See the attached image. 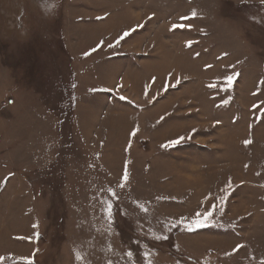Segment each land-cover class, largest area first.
Instances as JSON below:
<instances>
[{
    "label": "rangeland",
    "instance_id": "rangeland-1",
    "mask_svg": "<svg viewBox=\"0 0 264 264\" xmlns=\"http://www.w3.org/2000/svg\"><path fill=\"white\" fill-rule=\"evenodd\" d=\"M0 181V264H264V0H0Z\"/></svg>",
    "mask_w": 264,
    "mask_h": 264
},
{
    "label": "snow or ice",
    "instance_id": "snow-or-ice-1",
    "mask_svg": "<svg viewBox=\"0 0 264 264\" xmlns=\"http://www.w3.org/2000/svg\"><path fill=\"white\" fill-rule=\"evenodd\" d=\"M196 15H197V13L195 12V11H193L192 13H191V17H196ZM190 17H181V20H186V19H189ZM177 27H185V25L184 24H179V25H173V28H177ZM188 27H191V25H188ZM129 35V33L128 32H125L124 34H123V36L120 38V39H123L124 37H126V36H128ZM117 43H119V40L117 41ZM187 43V46L188 47H191L192 46V41H188V42H186ZM109 47H112V45H108ZM92 51H96V49L94 48V49H92ZM89 53H86L85 55H88ZM233 77L232 76H229L228 78H227V80H228V83L229 84H231L232 82H233ZM137 131H138V128H137ZM136 134V132L134 131L133 133H132V135L134 136ZM176 142H178V141H172L171 143H176ZM244 143H245V145H248V144H250V143H252V141L251 140H245L244 141ZM129 179V173L127 172V170H125V172H124V175H123V180L124 181H127ZM7 181H0V183H6ZM121 186H123V185H121ZM113 195H115V192L113 191ZM111 208H112V205L111 204H109V217L111 218ZM207 215L208 216H211L212 215V213L211 212H209V213H207ZM197 224H200V221L198 220L197 221ZM163 239H166L167 237H162ZM238 247H243V245H241V246H238ZM236 250H238V248L236 249ZM129 254H131V253H129ZM149 264H151V262H149Z\"/></svg>",
    "mask_w": 264,
    "mask_h": 264
}]
</instances>
